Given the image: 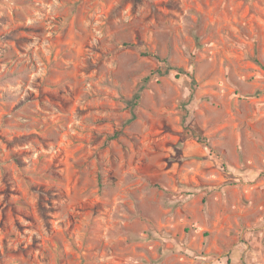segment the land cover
<instances>
[{
    "label": "rangeland",
    "instance_id": "rangeland-1",
    "mask_svg": "<svg viewBox=\"0 0 264 264\" xmlns=\"http://www.w3.org/2000/svg\"><path fill=\"white\" fill-rule=\"evenodd\" d=\"M0 264H264V0H0Z\"/></svg>",
    "mask_w": 264,
    "mask_h": 264
},
{
    "label": "trees",
    "instance_id": "trees-1",
    "mask_svg": "<svg viewBox=\"0 0 264 264\" xmlns=\"http://www.w3.org/2000/svg\"><path fill=\"white\" fill-rule=\"evenodd\" d=\"M141 98V91H137L133 97L134 101H133V105H137V102L139 101V99ZM131 102V101H130Z\"/></svg>",
    "mask_w": 264,
    "mask_h": 264
}]
</instances>
